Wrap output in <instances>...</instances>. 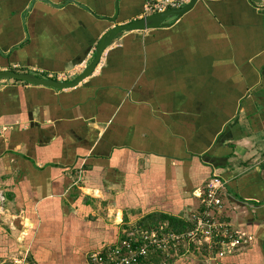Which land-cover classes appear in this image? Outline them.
Masks as SVG:
<instances>
[{"label":"crops","instance_id":"0c3cea01","mask_svg":"<svg viewBox=\"0 0 264 264\" xmlns=\"http://www.w3.org/2000/svg\"><path fill=\"white\" fill-rule=\"evenodd\" d=\"M146 2L0 0V71L74 81ZM166 24L118 33L74 87L0 79V264H90L150 214L189 222L215 175L249 246L169 264H264V0Z\"/></svg>","mask_w":264,"mask_h":264},{"label":"built area","instance_id":"2783aa9c","mask_svg":"<svg viewBox=\"0 0 264 264\" xmlns=\"http://www.w3.org/2000/svg\"><path fill=\"white\" fill-rule=\"evenodd\" d=\"M191 0H147L139 18L180 9ZM69 73L50 75L51 79L68 81ZM226 182L218 175L209 181L201 196V209L192 212L188 231H170L166 224L157 229L135 226L124 232L114 245L89 254L90 264H139L150 255L163 256V264L180 255H197L208 261L218 262L232 251L249 246L248 236L230 223L222 221L220 214L225 209Z\"/></svg>","mask_w":264,"mask_h":264},{"label":"water","instance_id":"95a60500","mask_svg":"<svg viewBox=\"0 0 264 264\" xmlns=\"http://www.w3.org/2000/svg\"><path fill=\"white\" fill-rule=\"evenodd\" d=\"M198 1L199 0H191L189 4H187L186 6L180 9L168 10L163 13H158L143 18H137L130 23L118 25L114 27L100 39L94 60L85 69V71L74 81L60 82L54 79H43L36 76L35 74L21 73L13 70L0 71V79H4V80L11 79L16 81L27 82L35 86H45L56 89H65V88L74 87L93 73L95 68L100 63L102 54L104 53L106 47L110 44V42H112V39L118 33L124 31H132V30H148V29L160 28L164 25H167L166 21L170 16H176V17L183 16L184 14L189 12Z\"/></svg>","mask_w":264,"mask_h":264},{"label":"trees","instance_id":"16d2710c","mask_svg":"<svg viewBox=\"0 0 264 264\" xmlns=\"http://www.w3.org/2000/svg\"><path fill=\"white\" fill-rule=\"evenodd\" d=\"M15 71H19L14 69ZM24 71V70H23ZM163 224H166L169 230L177 233H182L188 231L192 224L183 220L182 218L175 217L172 215L164 214V213H154L150 214L139 221V225L146 229H157ZM153 257V258H151ZM153 262L159 264L163 263V256L160 254H153L149 256ZM145 260V259H144ZM143 261V260H142ZM141 261V262H142Z\"/></svg>","mask_w":264,"mask_h":264},{"label":"rangeland","instance_id":"374dc122","mask_svg":"<svg viewBox=\"0 0 264 264\" xmlns=\"http://www.w3.org/2000/svg\"><path fill=\"white\" fill-rule=\"evenodd\" d=\"M171 18H173V16H170L168 19L170 20ZM160 264V263H159Z\"/></svg>","mask_w":264,"mask_h":264}]
</instances>
